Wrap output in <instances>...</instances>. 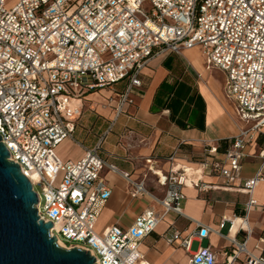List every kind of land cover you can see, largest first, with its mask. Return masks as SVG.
<instances>
[{
  "label": "built area",
  "instance_id": "1",
  "mask_svg": "<svg viewBox=\"0 0 264 264\" xmlns=\"http://www.w3.org/2000/svg\"><path fill=\"white\" fill-rule=\"evenodd\" d=\"M194 47L203 50L207 67L225 72L226 96L246 126L223 149L206 145L198 168L171 162L160 173L150 167L164 187V194L157 195L145 179H133L102 155L103 136L92 147L75 138L84 109L81 95L123 83L118 116L130 95L139 94L142 71L151 59ZM0 136L9 159L20 165L39 195L38 215L52 222L50 234L68 248L90 251L97 264H146L142 241L171 213L186 216L183 188L189 184L201 192L248 194L240 224L244 239L225 235L232 247L226 264H235L243 254L245 264H264V255L247 246L249 215L258 204L255 190L264 181V147L256 174L248 179L241 175L248 146L264 137V0H18L11 8L0 0ZM68 138L84 146L79 160L58 155L57 147ZM105 168L128 180L132 197L151 201L126 228L97 229L112 194L102 176ZM207 170L222 181H204ZM195 222L197 228L183 235L172 221L163 238L190 251L194 240L218 231ZM228 222L230 233L235 217L224 216L219 227ZM216 263L210 246H200L189 260Z\"/></svg>",
  "mask_w": 264,
  "mask_h": 264
},
{
  "label": "crops",
  "instance_id": "2",
  "mask_svg": "<svg viewBox=\"0 0 264 264\" xmlns=\"http://www.w3.org/2000/svg\"><path fill=\"white\" fill-rule=\"evenodd\" d=\"M191 49L184 50L181 54L164 53L151 59L142 71L143 86L139 94L130 95V101L125 103L123 112L118 116L116 107L120 101L119 91L123 90L124 85L120 90H116L114 86L102 87L81 95L84 104L83 114L85 110L90 114H96L95 124L98 123L99 134L102 129L104 134L100 136L94 134L91 144L87 145L86 141L91 134L88 130L85 138L80 141L84 142V146L92 147L103 136L102 155L120 171L129 172L133 179H145L148 188L157 195L164 194V187L159 184L158 176L150 170V167L160 173H166L171 167V162L198 168L206 145H220L223 149L228 139L237 135L246 126L236 113L234 101L229 111L224 99H221L211 87V81L203 78L204 68L220 69L207 67L204 57V68L195 67L184 56L185 52ZM220 71L224 73V97L228 98L225 93L226 74ZM164 81L165 89L162 90L160 85ZM175 90L176 95L173 93ZM199 95L202 96L205 105L199 99ZM154 102H157L156 110L152 109ZM166 103L175 106V118H172L171 109L165 108ZM203 106H205L204 117L201 116ZM109 122L111 125H118L117 132L112 135L108 130ZM201 125H204V128H201ZM63 142L76 147L73 156H63L59 152L58 148ZM63 142L57 147V153L64 161H76L85 155L84 146L80 143L71 138ZM105 142L108 146H105ZM262 147H264L263 136L248 146L250 156L243 163L241 174L243 179L253 177L260 168L261 159L258 153ZM174 152L175 156L171 161L168 157ZM147 159L152 161L148 162ZM102 176L111 186L112 194L99 216L98 231H104L115 224L125 228L130 226L151 201L146 197H132L129 192V182L121 173L105 168ZM203 180L220 183L222 178L207 170ZM183 191L185 198L182 201V209L186 216L171 213L142 241L140 248L144 262L189 264L191 253L196 252L200 246H210L217 256L216 264H226L232 247L225 235L244 239L245 234L240 230V224L248 194L224 189L201 192L190 184L186 185ZM255 197L258 204L249 215L252 235L247 246L252 253L264 255V242L261 241L264 237V181L256 187ZM224 216L236 218V227L230 233L229 222L224 228L219 227ZM172 221H175V225L183 235L197 228L195 221L218 231H211L209 237L203 241L194 240L190 251H187L178 244H169L163 238ZM205 240H207L206 244ZM245 262L243 254L235 264H245Z\"/></svg>",
  "mask_w": 264,
  "mask_h": 264
},
{
  "label": "water",
  "instance_id": "3",
  "mask_svg": "<svg viewBox=\"0 0 264 264\" xmlns=\"http://www.w3.org/2000/svg\"><path fill=\"white\" fill-rule=\"evenodd\" d=\"M0 136V264H97L81 247H63L36 207L40 198Z\"/></svg>",
  "mask_w": 264,
  "mask_h": 264
},
{
  "label": "rangeland",
  "instance_id": "4",
  "mask_svg": "<svg viewBox=\"0 0 264 264\" xmlns=\"http://www.w3.org/2000/svg\"><path fill=\"white\" fill-rule=\"evenodd\" d=\"M17 1L18 0H6V6L8 8H11L17 3ZM184 56L185 59L190 63H192L195 67L204 68L203 57L205 59V54L202 49L195 47L185 52ZM203 74H204L203 78L209 79V82L211 81V87L221 99H224V101L228 106L229 111H231V107H233L234 105L233 100L225 98L223 93L224 73L217 69L207 70L204 68ZM122 86L123 83H117L114 85V88L116 90H120L122 89ZM86 105H88V103ZM95 122H96V114H90L88 110H85L81 120L79 121V126L76 128L74 134L75 138L79 141L83 140L85 138L87 131L90 130L91 131L90 137L86 141V144L90 145L91 138L93 137L94 134H97L98 136L103 135L104 129H102L103 131L101 132V134H99L100 130H98V123L95 124ZM117 128L118 125H111V122L108 123V130H110L109 132L110 135L117 132ZM105 146H108L107 142H105ZM58 150L63 156L71 157L76 153V147L74 145H68L66 144V142H63L59 146ZM206 241L207 240L204 241L205 244Z\"/></svg>",
  "mask_w": 264,
  "mask_h": 264
},
{
  "label": "trees",
  "instance_id": "5",
  "mask_svg": "<svg viewBox=\"0 0 264 264\" xmlns=\"http://www.w3.org/2000/svg\"><path fill=\"white\" fill-rule=\"evenodd\" d=\"M160 89H162V90L165 89V81L162 82V84L160 85ZM173 93H174V95H176V90L173 91ZM199 99H200L201 101H203V105H205L204 100H203V98H202L201 95H199ZM156 105H157V102H154V106L152 107L153 110H156V109H155V106H156ZM174 107H175V106H174ZM174 107L171 106V105L168 104V103L165 104V108H170V109H171V111H172V118H175ZM159 109H161V107H159ZM204 110H205V106H203V108H201V111H202L201 116H202V117H204ZM176 121H177L178 123L180 122L178 119H177ZM200 127H201V128H204V125H201Z\"/></svg>",
  "mask_w": 264,
  "mask_h": 264
},
{
  "label": "bare ground",
  "instance_id": "6",
  "mask_svg": "<svg viewBox=\"0 0 264 264\" xmlns=\"http://www.w3.org/2000/svg\"><path fill=\"white\" fill-rule=\"evenodd\" d=\"M58 243H59L61 246H63V247H67V248H68V246H66L62 241L58 240Z\"/></svg>",
  "mask_w": 264,
  "mask_h": 264
}]
</instances>
